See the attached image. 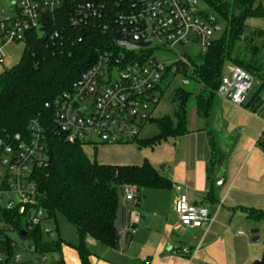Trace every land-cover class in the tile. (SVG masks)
Instances as JSON below:
<instances>
[{
  "label": "built area",
  "instance_id": "1",
  "mask_svg": "<svg viewBox=\"0 0 264 264\" xmlns=\"http://www.w3.org/2000/svg\"><path fill=\"white\" fill-rule=\"evenodd\" d=\"M199 0H0V64L3 48L24 43L34 33H45L46 21L57 14L67 18L66 40L81 43L85 32L100 31L117 37L114 50L96 52L93 64L81 74L68 93L54 102V120L68 143L95 150L106 145H127L139 138L164 95L185 88L193 76L186 49L198 45L204 53L218 33V20L200 7ZM77 38H75V34ZM63 33L53 32L50 39ZM119 42L145 48L128 51ZM176 55L172 62L157 61L152 53ZM137 53H141L137 55ZM253 88L252 77L243 69L228 65L215 97L241 107ZM264 135V129L261 136ZM46 163L43 135L32 124L23 140H0V264H46L47 255L36 251L32 234L38 229L48 240L56 231L44 229L47 221L42 195L33 181V171ZM15 200L1 203L3 194ZM121 199L130 203L122 223L117 225L119 243L135 233L137 189L124 185ZM120 211L118 216L120 215ZM178 225L194 229L210 221L207 208L195 206L185 196L174 203ZM118 219V218H117ZM15 232L16 239L8 236ZM24 234V236H22ZM242 235V233H240ZM179 250L178 254H188Z\"/></svg>",
  "mask_w": 264,
  "mask_h": 264
},
{
  "label": "trees",
  "instance_id": "2",
  "mask_svg": "<svg viewBox=\"0 0 264 264\" xmlns=\"http://www.w3.org/2000/svg\"><path fill=\"white\" fill-rule=\"evenodd\" d=\"M226 24L225 33L215 39L200 55L198 62H191L193 76L188 89L173 90L172 117L151 119L156 134L146 139H136L141 148H152L167 139H177L186 134V110L193 101L197 115L209 116L215 92L220 84L224 66L234 65L258 78L257 88L241 107L256 112L261 107L264 94V77L256 64L240 57L237 48L243 41L242 32L249 19L261 18L264 10L258 0H199ZM67 18L57 14L55 21H46L45 33H34L24 41V52L19 63L0 73V140H21L31 135L32 124L39 126L43 135L46 163L33 171V181L42 195L41 205L47 220L55 214L62 215L74 228L79 244L74 247L80 264H89L88 251L83 240L87 237L105 247L117 250V218L121 208V189L124 185L137 189V202L145 190H167L171 182L162 177L147 161L138 166L100 164L91 160L78 143H68L66 135L54 120V102L68 93L95 61L96 52L114 50L117 37L100 31L85 32L81 43L66 40L70 31ZM53 32L63 33L50 39ZM75 34V38H77ZM261 43L254 50L264 49V32L258 33ZM254 38V34L252 35ZM191 88L189 89V87ZM264 148V135L260 142ZM253 220L264 221V211L243 209ZM32 239L39 255L58 254L61 241L43 240L36 229ZM55 264H62L61 260ZM146 264H152L146 262ZM251 264H264V236L261 258Z\"/></svg>",
  "mask_w": 264,
  "mask_h": 264
},
{
  "label": "crops",
  "instance_id": "3",
  "mask_svg": "<svg viewBox=\"0 0 264 264\" xmlns=\"http://www.w3.org/2000/svg\"><path fill=\"white\" fill-rule=\"evenodd\" d=\"M258 2L264 10V0ZM246 26L254 29L252 35L259 40L258 33L264 32V15L247 20ZM3 70L0 67V73ZM263 119L260 108L253 112L215 97L206 119L197 115L193 104L185 135L152 148L137 147L152 151H147L146 157L135 150L134 143L100 146L108 149L100 151L102 159L96 160L98 163L138 166L149 159L147 162L155 169L159 167L156 170L171 182V187L146 190L142 199L140 196L133 209L137 215L135 233L120 242L117 250L85 238L89 264H251L259 259L260 250L252 245L258 239L252 241L255 235L246 234L256 220L243 209L264 211ZM157 148L160 157H155ZM97 151L93 150L94 157ZM180 196L192 205L207 208L210 221L194 229L180 227L174 213V203ZM130 209V203H121L118 226ZM55 231L61 241L57 260L80 264L74 248L79 244L77 234L67 241L57 228ZM179 250L189 253L178 254Z\"/></svg>",
  "mask_w": 264,
  "mask_h": 264
},
{
  "label": "rangeland",
  "instance_id": "4",
  "mask_svg": "<svg viewBox=\"0 0 264 264\" xmlns=\"http://www.w3.org/2000/svg\"><path fill=\"white\" fill-rule=\"evenodd\" d=\"M224 1H230V0H224ZM200 7L205 9L208 13L213 14L217 20H218V26H219V30L218 33L215 35V39H219L226 31V24L225 22L218 17L214 12H212L208 7H206L203 3H200ZM253 28L246 26L243 29L242 32V38L243 41H245L244 43H242L241 45H238L237 48L239 53H240V57L242 59H244L245 61H252L256 64L258 71L261 72V76L264 77V49H261V51L259 50H254L252 47V43L249 40H252L255 44L256 47H260L261 43L260 40H258L257 38H253L252 37V33H253ZM24 52V44L23 43H9L7 44L4 48H3V61L0 64V67H2L4 70H8L14 66H16L20 59L21 56ZM186 52L188 54V57L190 58V60L192 62H198L200 55H202L201 50L199 48L198 45L192 44L189 45L188 48L186 49ZM141 54V53H140ZM139 53H137V55H140ZM153 57L157 60V61H164V62H172L176 59V55L172 54V53H164L162 51H157L155 50L152 53ZM228 67V65L226 64L224 66V70L223 73L226 72V68ZM252 81H253V88L249 91L248 93V97L254 92V90L257 88V84H258V78L256 76L252 77ZM186 89H188V87H185ZM191 88V86L189 87V89ZM173 90L168 91L163 99L160 101L159 105L157 106V108L155 109V111L153 112L151 119H155V118H159V117H163V116H169L172 117V112H173V106L171 104V100L173 98ZM193 101L191 102L189 108L186 110V122H188V111L192 108L193 106ZM260 114L261 116H264V94H262V100H261V107H260ZM264 129V119L262 120V127L261 130ZM155 133V127L151 122H147L143 125L141 131H140V135H139V139H146L149 137L154 136ZM170 143H172V140H169ZM135 150L140 153L142 156H145V153L148 152H152L151 150H139L137 149V144L134 143ZM97 154L94 157V153L91 149H84L85 154L87 155V157L91 160L95 159L97 161L101 160V156H100V151L105 152L108 148H101V147H97L96 148ZM106 149V150H104ZM154 153L156 154L155 157H160V150L159 148H157L156 150H154ZM149 159H147L148 161ZM159 168V167H158ZM156 168V169H158ZM147 191H142L141 192V199L145 196V193ZM9 199L15 200V195L12 193H8V194H3L1 197V203H5L6 201H8ZM121 203H129L127 201H123L121 199ZM42 227L44 229H49L54 231L56 228L58 229L59 233L65 237V239L68 241L72 240L75 236H76V231L74 229V227L60 214L56 213L54 220H47L43 223ZM254 230V231H258V233L255 235V238L258 239L257 242L253 243L252 245L254 247H256L257 249L259 248L260 250V257L261 258V254H262V248H263V236H264V221L259 220V221H255L253 222V226L249 227L246 231L247 236H250V231ZM8 236L12 239H16V234L15 232H9ZM251 237V236H250ZM43 240L45 241H49L47 239V237L45 235H43ZM57 255L56 254H50L46 256L47 262L46 264H51L54 261L57 260Z\"/></svg>",
  "mask_w": 264,
  "mask_h": 264
},
{
  "label": "water",
  "instance_id": "5",
  "mask_svg": "<svg viewBox=\"0 0 264 264\" xmlns=\"http://www.w3.org/2000/svg\"><path fill=\"white\" fill-rule=\"evenodd\" d=\"M118 45L122 48H124L125 50L128 51H133V50H138V49H142L145 48L149 45V42L146 43H142V44H137V45H130L128 43H124V42H119ZM258 233V231H250V236H254ZM22 236H24V234H22ZM252 241H257V238H255Z\"/></svg>",
  "mask_w": 264,
  "mask_h": 264
}]
</instances>
